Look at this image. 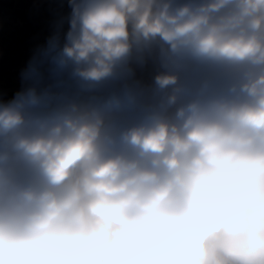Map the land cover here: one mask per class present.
Masks as SVG:
<instances>
[{
  "label": "clouds",
  "instance_id": "obj_1",
  "mask_svg": "<svg viewBox=\"0 0 264 264\" xmlns=\"http://www.w3.org/2000/svg\"><path fill=\"white\" fill-rule=\"evenodd\" d=\"M68 3L0 100V264H264V0Z\"/></svg>",
  "mask_w": 264,
  "mask_h": 264
},
{
  "label": "rangeland",
  "instance_id": "obj_2",
  "mask_svg": "<svg viewBox=\"0 0 264 264\" xmlns=\"http://www.w3.org/2000/svg\"><path fill=\"white\" fill-rule=\"evenodd\" d=\"M68 0H0V96L9 89H22L21 73L48 38L69 28ZM136 73L154 75L151 64Z\"/></svg>",
  "mask_w": 264,
  "mask_h": 264
},
{
  "label": "trees",
  "instance_id": "obj_3",
  "mask_svg": "<svg viewBox=\"0 0 264 264\" xmlns=\"http://www.w3.org/2000/svg\"><path fill=\"white\" fill-rule=\"evenodd\" d=\"M154 75L147 76L145 74H139L136 73V79L140 80L143 84H150L152 82V78ZM21 89H9L7 91H4L1 96L0 100H3L5 102L11 100L14 98L15 94L19 92Z\"/></svg>",
  "mask_w": 264,
  "mask_h": 264
}]
</instances>
